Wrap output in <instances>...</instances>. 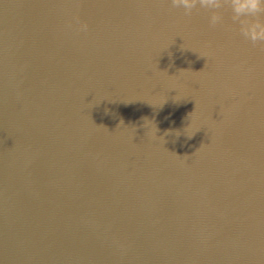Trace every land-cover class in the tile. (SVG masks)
Wrapping results in <instances>:
<instances>
[{"label":"water","instance_id":"water-1","mask_svg":"<svg viewBox=\"0 0 264 264\" xmlns=\"http://www.w3.org/2000/svg\"><path fill=\"white\" fill-rule=\"evenodd\" d=\"M219 11L0 0V264H264V45Z\"/></svg>","mask_w":264,"mask_h":264},{"label":"clouds","instance_id":"clouds-1","mask_svg":"<svg viewBox=\"0 0 264 264\" xmlns=\"http://www.w3.org/2000/svg\"><path fill=\"white\" fill-rule=\"evenodd\" d=\"M171 3L173 7H183L186 15L198 7L212 11V27L222 23L219 10L227 8L232 13V22L239 25L240 34L253 45H264V0H171ZM79 31H88V25L81 24Z\"/></svg>","mask_w":264,"mask_h":264}]
</instances>
